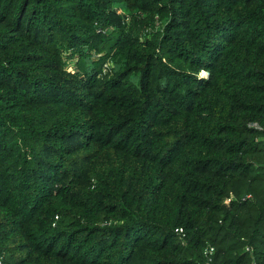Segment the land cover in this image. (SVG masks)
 <instances>
[{
    "label": "trees",
    "instance_id": "16d2710c",
    "mask_svg": "<svg viewBox=\"0 0 264 264\" xmlns=\"http://www.w3.org/2000/svg\"><path fill=\"white\" fill-rule=\"evenodd\" d=\"M253 123L264 0H0V264H264Z\"/></svg>",
    "mask_w": 264,
    "mask_h": 264
},
{
    "label": "built area",
    "instance_id": "2783aa9c",
    "mask_svg": "<svg viewBox=\"0 0 264 264\" xmlns=\"http://www.w3.org/2000/svg\"><path fill=\"white\" fill-rule=\"evenodd\" d=\"M249 127L264 134V126L258 125L257 123H253L250 124ZM247 198H249V196ZM178 232L182 233V230L179 229ZM213 252L214 249L212 247H207L203 253V260L201 262H198L197 264H210L212 261Z\"/></svg>",
    "mask_w": 264,
    "mask_h": 264
},
{
    "label": "rangeland",
    "instance_id": "374dc122",
    "mask_svg": "<svg viewBox=\"0 0 264 264\" xmlns=\"http://www.w3.org/2000/svg\"><path fill=\"white\" fill-rule=\"evenodd\" d=\"M81 67H85V64L84 63H81L79 66H78V68L81 70ZM73 69V67H72V64H70L69 66H68V70H72ZM201 76L202 77H205V75H203V74H201Z\"/></svg>",
    "mask_w": 264,
    "mask_h": 264
}]
</instances>
